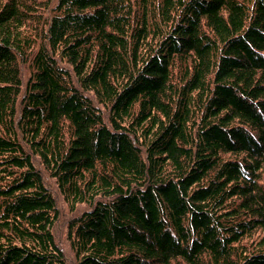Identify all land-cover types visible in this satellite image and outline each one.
<instances>
[{
    "label": "trees",
    "instance_id": "obj_1",
    "mask_svg": "<svg viewBox=\"0 0 264 264\" xmlns=\"http://www.w3.org/2000/svg\"><path fill=\"white\" fill-rule=\"evenodd\" d=\"M64 217L75 264H264V0H0V264Z\"/></svg>",
    "mask_w": 264,
    "mask_h": 264
},
{
    "label": "rangeland",
    "instance_id": "obj_2",
    "mask_svg": "<svg viewBox=\"0 0 264 264\" xmlns=\"http://www.w3.org/2000/svg\"><path fill=\"white\" fill-rule=\"evenodd\" d=\"M68 216H70V213H68ZM66 219L67 218H65V220L63 221L62 224H60L59 226H57V230L55 229V234L58 237L57 240L59 239L61 245H63L66 248V254H68V257H67L68 263L67 264H75V260L73 258L72 251L70 250V248L68 246V241L64 237V233H66V228H65Z\"/></svg>",
    "mask_w": 264,
    "mask_h": 264
}]
</instances>
